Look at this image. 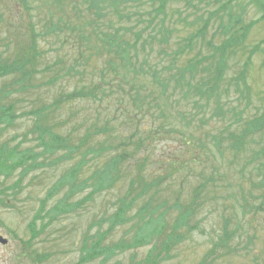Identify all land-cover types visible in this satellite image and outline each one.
I'll return each instance as SVG.
<instances>
[{
	"label": "trees",
	"instance_id": "1",
	"mask_svg": "<svg viewBox=\"0 0 264 264\" xmlns=\"http://www.w3.org/2000/svg\"><path fill=\"white\" fill-rule=\"evenodd\" d=\"M19 1L27 9V0ZM169 1H180L179 7L167 12ZM248 3L262 9L259 18L245 21ZM66 4L67 7L59 9L64 13L72 12L71 18L59 16V20L48 22L43 32L29 24L23 37L26 40L16 37L9 53L0 58V79L8 80L0 87V137L17 118L31 116L30 133L38 148L19 150L18 143L10 145L9 141L0 140V179H8L18 172V178L10 186L0 187V203L7 206L3 196L6 189L18 190L21 180L30 172L63 162L74 164L66 173L62 172L40 198L36 215L29 223L31 238L39 233L35 227L37 218L41 219L40 230H43L61 215L93 199L97 192L112 187L127 164L134 167V172L125 192L118 197L110 213L87 227L75 264L96 258L105 264L126 250L146 245H149L148 252L142 259L134 255L126 263L116 260L113 264H161L184 239L182 229L193 230L196 226L193 220L205 210L208 193L217 183L215 174L212 171L206 174L204 169L209 170L216 160L227 162L228 159L234 167L242 159L241 176H247L250 188L260 189L264 199V143L260 145L264 136V108L243 116L240 108L234 112L233 107H229L230 91L240 96L236 98L238 103L245 99L250 103L247 77L260 44L249 45L248 36L252 27L264 19V1L246 0L244 4L239 0H66ZM106 16L107 24L96 23V17L104 19ZM178 21L190 27L186 35L179 33ZM64 31L67 34L64 35ZM46 36L49 37L46 39ZM38 37L67 43L74 51L66 68L56 71L46 83L53 85L61 76L74 84L49 101L16 112V103L10 96L31 89L34 76L40 72L38 62L42 53ZM83 46L95 47L102 53L106 58L103 68L94 71L82 66ZM76 48L79 53L75 52ZM239 53L244 58L241 66L228 76L230 68L238 67ZM232 58L236 61L231 63ZM192 101L197 109L194 112H186L185 105H174V102H182L189 106ZM71 102H89L97 115L101 113L99 109L114 112V115L102 121L94 117L89 122L78 123L84 125V130L75 140L73 130L65 133L56 130L69 121L70 117L60 118L59 110ZM213 102L214 112L209 119L226 120L220 130L208 129L205 113ZM151 104L156 106L160 120L144 126L138 113L148 112ZM56 114L59 119L51 120ZM177 115L179 118L188 116L194 124L179 128L182 142L190 145L191 155L185 157V163L156 159L158 165L166 161L169 167L150 172L156 137L170 132L178 134L175 130ZM119 116L125 120H117ZM126 124L129 131L124 129L123 132L121 127ZM205 142L212 143L217 156H213L209 146L197 149V155L194 153L193 144ZM89 155L94 159L104 156L105 161L99 170L79 182V170ZM75 156L79 161L70 163ZM192 162L202 166L195 172L200 181L192 187L190 196L184 198L176 188L168 196L165 191L172 188L168 180L174 175L192 176ZM85 189L82 198L71 199ZM53 198L56 200L49 206ZM171 216L174 218L170 223ZM230 221L229 216H223L220 232L196 264H212L217 255L231 253L232 240L240 225L236 223L232 227ZM104 224L106 227L102 228ZM94 225L98 228L91 233ZM121 225H127L129 237L109 242L111 233Z\"/></svg>",
	"mask_w": 264,
	"mask_h": 264
},
{
	"label": "rangeland",
	"instance_id": "2",
	"mask_svg": "<svg viewBox=\"0 0 264 264\" xmlns=\"http://www.w3.org/2000/svg\"><path fill=\"white\" fill-rule=\"evenodd\" d=\"M245 1L239 0V2H243L244 4ZM261 1L263 2L264 0ZM179 3L180 1L177 3L169 1L166 11L171 12L175 6L179 7ZM67 6L66 0H59L58 2L55 0H27V9H25L19 0H0V58L9 53L13 43L17 40L16 37H20L23 41L26 40L23 37L29 24L36 31L43 32L46 24L59 20V16H62L63 19L71 18L73 16L72 12L64 13L59 9L60 7ZM258 6L255 3L247 4L245 21L259 18L262 14V9ZM185 13L184 11L183 14ZM74 22L75 20L71 24L74 25ZM101 22L107 24V16L104 19L103 17H96V23L99 24ZM178 28L181 35H186L190 30V27H186L185 22L182 21H178ZM63 34L65 35L67 32L64 31ZM70 35L73 36L72 33ZM6 36L9 37L6 38ZM47 37L49 36H46V39ZM46 39L38 37V47L42 54L38 62L40 72L34 76L33 87L24 92H14L10 96V100L16 103V112L29 110L41 101H49L59 92L70 89L74 84V81H67L61 76L57 77L53 85L46 83L56 71L65 69L74 55V51L67 43L53 42L51 39ZM248 43L249 45L260 44V51L253 56L252 68L247 77L251 88L250 103L246 99L238 103L236 98L239 95L233 91H230L231 101L229 102V107H233L234 112H238V108H240L243 116L246 113L248 115L255 114L264 108V19L259 20L252 27L248 36ZM154 46L156 50L158 48L157 44ZM75 52L79 53V50L76 48ZM101 54L95 47L83 46L81 54L82 66H86L89 70H100L106 62V58L101 56ZM243 59L239 53L237 56L238 67H234V69L230 68L227 71L228 76H231L232 71L239 69ZM235 61L236 59L232 58L231 63ZM7 81V79H0V87L4 83H7ZM155 105L151 104L149 111L144 114L138 113L144 126H149L154 121L159 122L160 118ZM174 105L176 107L177 105L179 107L185 105L186 108L184 110L186 112L197 110L193 101L192 105L190 103L189 106L185 103L182 104V102L180 104L174 102ZM223 106L226 108V103ZM214 107L213 102L205 113L208 118V129L218 128L220 130L226 124V120L219 119L218 117H214L217 120L209 119L210 115L214 112ZM98 111H101L99 115L96 114L97 111L89 102L66 103L60 108L59 114L60 118L70 117V119L64 126L56 130L60 133L73 130L76 140L78 135L84 130V125H78V123L89 122L94 117H98L97 119L102 121L108 117L112 118L114 115V112L105 111V109H99ZM179 117L177 115V127L175 129L178 134L166 132L168 135L156 137L157 143L153 153L154 157H151L154 163L149 169L150 172H159L161 168L169 167L166 161L158 165L155 161L156 159L164 161L167 158L168 161L174 159L177 162L185 163V157H190V145L182 142L179 128L183 125L192 126L194 124H192V119H189L188 116L186 118ZM56 119H59L58 114L53 115L51 118V120ZM119 119L122 122L125 120L120 116L117 120ZM32 123L33 118L31 116L26 115L17 118L13 124L2 132L0 140L9 141L10 145L18 143L19 150L34 146L36 141L34 140L33 133H30ZM127 123L131 124L129 121ZM125 126L123 125L121 130L124 132L125 129L128 132L129 125L126 124ZM263 143L264 136L260 145ZM193 145L195 146L194 153L197 152V149H206L209 146L213 150V156H217L215 148L210 142L203 144L195 143ZM77 157L75 156L70 163L78 162L80 158ZM104 161V156L94 159L89 155L79 170V182H84L92 173L99 170L101 163ZM242 161V159H239L236 165L232 167L228 159L227 162L225 160L224 162L216 160L209 170L204 169L206 174L210 171L215 174L217 186H213L208 193L207 203H205L204 207L205 210L198 213L193 220L196 224L195 228L193 230L192 228L191 230L182 229V232L185 234L184 239L171 250L169 258H166L161 264H196L211 247L217 237V233L220 232L223 216L231 218L229 222L230 226L234 227L236 223H239L240 228L232 240L234 247L231 253L225 256L217 255L212 264H264V199L260 196L261 190L258 188L251 189L247 176H241L239 169L244 163ZM72 165L74 164L63 162L56 166L32 171L23 177L18 190L6 189L3 196L6 198L7 206L0 203V236L6 238L7 242H0V264L77 263L81 240L87 227L93 221H97L114 209L118 197L125 192L128 181L134 172L133 166L129 164L125 165L120 170L119 177L112 187L104 188L100 192H97L93 199L69 213L61 215L43 230H40L42 221L37 218L35 227L39 233L34 238H31L29 223L36 215L40 198L45 195L46 189L49 188L59 175L67 171ZM201 166L202 164L198 163L197 165V163L192 162V176L183 177V175H174L172 180H168L167 184H171L172 188L169 191L166 190V194L170 196L172 191L179 189L184 198L189 197L192 187L200 181V178L195 176V172ZM175 167L179 169L177 163ZM217 172H220V175L216 174ZM222 173L225 175H222ZM17 178L18 172L8 179H0V187L10 186ZM85 194L86 189L78 192L71 199L77 201ZM60 195L58 194L57 197H60ZM55 200L56 198L51 199L49 206L53 205ZM173 218L174 216H171L169 219L170 223L173 221ZM190 223L192 224V221ZM105 227L106 224L102 226V228ZM97 228L98 226L94 225L90 232L93 233ZM126 231L127 225L117 227L109 236L108 241L113 242L122 237H129L130 234L126 233ZM247 236L250 237V240L247 239ZM148 248L149 245H146L126 250L105 264H113L116 260L126 263L134 255L136 259H142L147 254ZM85 264H101V262L99 258H96Z\"/></svg>",
	"mask_w": 264,
	"mask_h": 264
},
{
	"label": "water",
	"instance_id": "3",
	"mask_svg": "<svg viewBox=\"0 0 264 264\" xmlns=\"http://www.w3.org/2000/svg\"><path fill=\"white\" fill-rule=\"evenodd\" d=\"M6 241H7V240H6L5 238H3L2 236H0V242H1V243H6Z\"/></svg>",
	"mask_w": 264,
	"mask_h": 264
}]
</instances>
